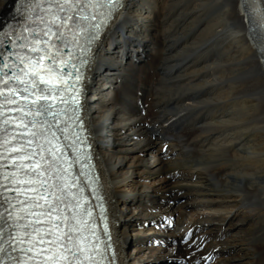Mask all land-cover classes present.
I'll return each instance as SVG.
<instances>
[{
	"label": "bare ground",
	"instance_id": "1",
	"mask_svg": "<svg viewBox=\"0 0 264 264\" xmlns=\"http://www.w3.org/2000/svg\"><path fill=\"white\" fill-rule=\"evenodd\" d=\"M15 1L0 0V22ZM223 43L232 54L208 53ZM261 48L264 0H124L103 30L88 64L83 111L118 264H155L164 249L193 257L179 264L203 255L214 257L210 264H264ZM168 169L172 182L149 178ZM176 184L190 188V201L179 188L170 194L179 205L144 197ZM163 209L168 213L143 214ZM163 216L173 219L171 228L160 224ZM223 221L229 229L234 221L245 226L227 237Z\"/></svg>",
	"mask_w": 264,
	"mask_h": 264
},
{
	"label": "snow or ice",
	"instance_id": "2",
	"mask_svg": "<svg viewBox=\"0 0 264 264\" xmlns=\"http://www.w3.org/2000/svg\"><path fill=\"white\" fill-rule=\"evenodd\" d=\"M21 7L25 23L0 33V264H103L57 131H67L59 106L80 104L73 50L89 51L122 0H17Z\"/></svg>",
	"mask_w": 264,
	"mask_h": 264
},
{
	"label": "rangeland",
	"instance_id": "3",
	"mask_svg": "<svg viewBox=\"0 0 264 264\" xmlns=\"http://www.w3.org/2000/svg\"><path fill=\"white\" fill-rule=\"evenodd\" d=\"M10 8V7H9ZM9 10V9H8ZM205 12H207V10H204ZM209 13H210V11H209ZM212 19V17H210L209 18V23H210V20ZM144 31V30H143ZM147 39L148 38H146V44H148V42H147ZM225 43H223V44H217V45H215V44H212L211 46H209L208 48H210L209 50H208V53H211V54H213L214 55V53L217 55V54H219L220 56H221V53H222V55L224 56V57H227L228 55H230V49H228L229 48V46L228 47H225ZM217 46V47H216ZM218 49H220V50H218ZM145 51L146 50H143V51H139V53H138V57L140 56V54H145ZM223 51V52H222ZM217 52H219V53H217ZM238 52H240V49L238 50ZM237 52V53H238ZM226 54V55H225ZM232 54V53H231ZM169 112V111H168ZM183 126V124H179V126H178V130H180L181 128H182V126ZM177 131V130H176ZM153 140H155V138H152ZM110 142H108V144H109ZM151 147V146H150ZM150 147L148 146V145H146V146H144L143 148H142V152H147L148 150H150ZM178 168V167H177ZM178 169H180V172H181V169L182 168H178ZM170 169H168V170H166L165 172H163V171H158V172H156L154 175H150L149 176V178L150 179H156L157 177H160V176H162V175H164L165 176V178L167 179V181H169V182H172V181H174L173 179L175 178L174 176H167V173H168V171H169ZM166 174V175H165ZM196 175H194V177H195ZM176 180V179H175ZM176 187H173L172 189L171 188H168V189H166V190H161V191H157L154 195H152V196H148V193L147 192H144L145 193V195H144V197H150L151 198V201L152 202H155V201H157L159 198H161V199H164L165 200V203H167V204H175L176 202V200H177V197L176 196H174V198H171V196H170V194L173 192L172 190H174V188H179V189H181V191H180V194L181 195H186V197L187 198H185V199H183L182 201H190L191 200V198H192V193H191V191H190V188L189 187H187V186H184L183 184H176L175 185ZM139 192V190H137V191H135V193H138ZM143 193V192H142ZM184 197V196H183ZM182 201H180V202H182ZM180 202H178V203H180ZM177 203V204H178ZM177 204H175V205H177ZM179 205V204H178ZM161 212H167L168 213V211H165L164 209L162 210V211H160V212H153V213H150V212H147V211H145L143 214H153V216H157L158 214H161ZM171 215H175L176 216V213H174V212H171ZM219 215V214H218ZM146 216V215H145ZM142 217H144V216H142ZM142 217H140V218H142ZM140 218H133V219H137V220H133V221H135L136 223H141V219ZM139 219V220H138ZM176 219V218H175ZM145 223H148L150 226H155V224H153V223H151V220H148L147 222H145ZM234 223H235V226H231V229H229L228 228V226H227V224H224V221H223V225H221V226H223V230L224 231H227V230H229L230 232H229V234H228V236L227 237H229L230 235H234L238 230H239V225L241 226V227H243V226H245V224H243V222H241V223H237L236 221H234ZM153 224V225H152ZM247 225V224H246ZM156 227V226H155ZM134 231H132V228H131V230H130V234H132ZM217 234H218V232H217ZM131 236H133V235H131ZM148 238H147V241H149V240H151L152 241V239H153V237L154 236H156V235H153L152 233H148L147 235H146ZM145 236V237H146ZM164 241H162V244L161 245H165V244H167L168 243V241L167 240H165V239H163ZM223 240H217V242H220V244H221V242H222ZM220 244L218 243V244H216V245H218V246H220ZM221 245H224V243L223 244H221ZM135 247H136V244L133 242V245L132 244H130V246H129V250H130V253L134 256V255H136V254H138V250H136L135 249ZM231 247V246H230ZM184 257H186L188 260L189 259H192L193 257H190V256H185L182 252H179V251H177V250H174V251H168V249H164V254H161V253H159L158 254V256L157 257H155L154 258V256H153V258L151 259V260H153L154 261V263L155 264H160V263H166V264H168V263H172V264H179V263H182L181 261H183V258ZM201 258H205L204 257V255L203 256H200ZM211 257V256H210ZM200 259V258H199ZM214 259V258H213ZM213 259H211L210 260V262L208 263V264H210L211 263V261L213 260ZM196 260H198V259H196ZM201 261H203V259L201 260ZM194 262H195V260L194 261H191V263L192 264H194ZM200 264H201V262H200Z\"/></svg>",
	"mask_w": 264,
	"mask_h": 264
}]
</instances>
